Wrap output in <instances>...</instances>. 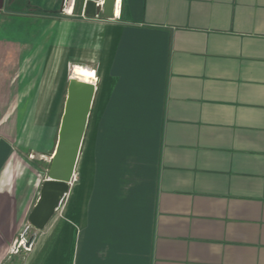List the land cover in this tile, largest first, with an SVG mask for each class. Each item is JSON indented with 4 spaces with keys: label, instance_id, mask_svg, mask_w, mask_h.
<instances>
[{
    "label": "crops",
    "instance_id": "obj_1",
    "mask_svg": "<svg viewBox=\"0 0 264 264\" xmlns=\"http://www.w3.org/2000/svg\"><path fill=\"white\" fill-rule=\"evenodd\" d=\"M86 1L0 0V264L40 189L8 133L60 119L71 69L97 80L75 180L23 264H264V0Z\"/></svg>",
    "mask_w": 264,
    "mask_h": 264
},
{
    "label": "water",
    "instance_id": "obj_2",
    "mask_svg": "<svg viewBox=\"0 0 264 264\" xmlns=\"http://www.w3.org/2000/svg\"><path fill=\"white\" fill-rule=\"evenodd\" d=\"M116 6L117 0H102L101 5L86 1L83 16L95 19L101 14L110 19L115 14ZM95 90V84L68 77L57 140L46 179L40 186L38 198L27 218L28 226L36 232L44 230L70 191ZM35 239L36 235L31 234L24 248L29 250Z\"/></svg>",
    "mask_w": 264,
    "mask_h": 264
},
{
    "label": "rangeland",
    "instance_id": "obj_3",
    "mask_svg": "<svg viewBox=\"0 0 264 264\" xmlns=\"http://www.w3.org/2000/svg\"><path fill=\"white\" fill-rule=\"evenodd\" d=\"M67 75L68 73H65L64 77ZM62 112L63 107L61 114ZM60 119H58V121L56 120V122L55 118H53V125H45L41 123L43 120L40 118V116H38V118L35 121H32L31 124L25 125L21 116V121L19 124L11 128L10 133H8V144L11 147L12 152H14V155L17 157L15 165L18 168H16L17 170L15 169L17 172L14 173L15 176H13L12 179L15 184L17 183L18 186L29 184L40 187L43 181L46 179V174L50 163L49 156L52 153L57 140ZM50 120H48V122ZM50 129H52L51 136ZM33 204L34 200L31 202L30 208L33 206ZM59 215L60 209L55 212L53 217H59ZM18 224H20V229L18 231L19 235L16 236L8 255L9 258L6 260V262H4V264H23L29 259L33 260L36 255H39L40 258L43 254V251L40 252L39 250L40 246H36L38 232L34 231L28 226L26 217H21L20 221H15V227H17ZM7 225H9V221L7 222ZM31 234H35L36 239L28 250L25 249L23 245L25 242H27ZM20 242H22V245H20ZM12 249L16 250L12 252Z\"/></svg>",
    "mask_w": 264,
    "mask_h": 264
},
{
    "label": "bare ground",
    "instance_id": "obj_4",
    "mask_svg": "<svg viewBox=\"0 0 264 264\" xmlns=\"http://www.w3.org/2000/svg\"><path fill=\"white\" fill-rule=\"evenodd\" d=\"M118 6H119V0L117 2V6H116V13L118 12ZM68 76L69 77H72V78H75V79H79L81 81H85V82H88V83H92V84H95L97 82L96 79H90L87 76H85L83 73H81V72H79L77 70H74V69H71L70 70Z\"/></svg>",
    "mask_w": 264,
    "mask_h": 264
},
{
    "label": "trees",
    "instance_id": "obj_5",
    "mask_svg": "<svg viewBox=\"0 0 264 264\" xmlns=\"http://www.w3.org/2000/svg\"><path fill=\"white\" fill-rule=\"evenodd\" d=\"M35 12L40 13V14H45L44 12H41V11H38V10H35Z\"/></svg>",
    "mask_w": 264,
    "mask_h": 264
},
{
    "label": "built area",
    "instance_id": "obj_6",
    "mask_svg": "<svg viewBox=\"0 0 264 264\" xmlns=\"http://www.w3.org/2000/svg\"><path fill=\"white\" fill-rule=\"evenodd\" d=\"M101 5V4H100ZM20 245H22V242H20ZM16 249H12V252L15 251Z\"/></svg>",
    "mask_w": 264,
    "mask_h": 264
}]
</instances>
